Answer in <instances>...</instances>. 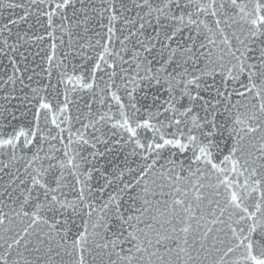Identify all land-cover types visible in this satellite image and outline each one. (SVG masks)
Returning <instances> with one entry per match:
<instances>
[{
	"label": "snow or ice",
	"instance_id": "obj_1",
	"mask_svg": "<svg viewBox=\"0 0 264 264\" xmlns=\"http://www.w3.org/2000/svg\"><path fill=\"white\" fill-rule=\"evenodd\" d=\"M0 264H264V0H0Z\"/></svg>",
	"mask_w": 264,
	"mask_h": 264
}]
</instances>
